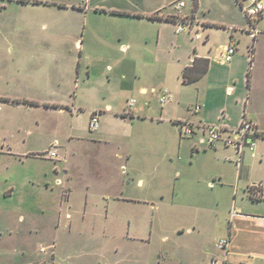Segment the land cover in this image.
Returning <instances> with one entry per match:
<instances>
[{"label": "rangeland", "instance_id": "obj_1", "mask_svg": "<svg viewBox=\"0 0 264 264\" xmlns=\"http://www.w3.org/2000/svg\"><path fill=\"white\" fill-rule=\"evenodd\" d=\"M62 1L79 3L77 7L84 11L91 8L89 0H41V4L0 0V96L29 99L39 104L0 102V187L15 185L12 192L7 188L6 195L0 194V264H53L54 258L56 264H207L214 239L225 235L224 232L229 233L226 222L229 211L234 206L245 209L251 206L244 191L245 179H233L231 187L221 189L220 175L233 178L236 172V167L226 161L227 153L222 148L211 147L206 150L200 147L197 152L194 147L198 137L184 139L171 122L160 120L165 109L159 101L160 93L143 96L137 93V88L132 91L128 82L134 75L132 69L126 72L129 80L108 85L109 74L115 72H111L112 67L108 65L114 66L115 59L128 53L99 42L96 46L89 38L90 30L92 23L95 27L101 26L112 40L113 30L120 29V22L88 20L91 24L85 43V61L96 60L101 72L96 85L100 101L97 102L105 105L102 93L108 92L123 110L127 99L134 98L138 102L136 107L150 108L152 115H148L153 119L140 121L137 117L138 121L132 126L131 119L113 121L102 117L101 129L91 133L88 129L91 110L88 109L96 101L84 85L74 118L69 112L48 107L53 103L72 107L78 87L76 69H71V63L74 55L79 54L74 48L81 29L80 14L74 9H60ZM109 1L121 7L140 9L166 5L167 10L183 1L186 7L180 8L182 13L190 14L194 3L193 0ZM198 1L199 17L215 25L206 32L210 34L211 43L204 45L206 39H196L197 46L203 52L212 49L211 58L218 68V78L227 81L228 69L218 63L221 50L217 47L227 43L230 26L238 27L236 36L240 42L236 57L238 60L249 56L251 46L253 79L248 91L240 67L237 78L231 83H236V94L247 90L248 105L264 115V35L258 36L255 43L251 40L244 29L247 25L245 11L236 0ZM82 21L87 23L85 16ZM95 46L96 54H90ZM178 47L181 54H188L190 37L181 35ZM156 86L179 94L174 85L157 83ZM220 87L224 92V85ZM196 94L194 88L185 92V96L194 97V101ZM79 105H83V109L80 110ZM233 113L238 116V108H234ZM106 125L115 144L125 139L137 147L131 162H127L124 171L120 163L126 162V157L115 155V145L107 150V154L113 150V160L107 157V166L98 161L102 153H88L78 162L83 175L71 191L65 179L61 175L57 177L54 166L59 164L62 171V154L70 138L90 139L106 129ZM29 130L35 132L32 142L17 141L28 140ZM120 134L130 137L122 138ZM56 139L63 148H55L59 152L57 159H53L47 151ZM257 154L262 156V162L249 158V182H264V139L260 141ZM108 167L114 169V177L122 180L121 183L123 179L129 182L127 189L133 195H149L157 202V207L115 205L112 198H108L114 193L112 187L106 180L96 178L98 170L103 172ZM140 176L145 178L146 184L154 182L153 190L139 192L136 184ZM209 179H216L215 187L208 186ZM47 182H50L48 188ZM154 189H157L156 194ZM69 195L70 204L66 202ZM241 198H244L242 202ZM220 222L222 226H218ZM41 244L53 248L41 252Z\"/></svg>", "mask_w": 264, "mask_h": 264}, {"label": "crops", "instance_id": "obj_2", "mask_svg": "<svg viewBox=\"0 0 264 264\" xmlns=\"http://www.w3.org/2000/svg\"><path fill=\"white\" fill-rule=\"evenodd\" d=\"M21 1H32L34 4H41V0ZM193 2V12L191 14L182 13V9L177 8V5L174 6V9L169 10H167L168 6L166 5H160L155 8L140 9L137 7H121L114 2L110 3L109 0L99 2L96 0H89L91 8L88 11H84L77 7L79 3L60 2V9H74V11H78L80 14L81 29L79 37L75 39L76 45L74 48L79 54H73L75 58L71 63V69H76L74 71L77 77L75 84L78 87L74 91V103L72 107H66L65 105H62V103L48 104V107L52 106L62 113L69 112L74 118V113H76L74 109L77 112L79 111L77 110V104L80 99L79 95L81 87L84 85V87H87V92L93 95V101H96V103L88 109L91 110L90 118L93 110H98L101 114L100 119H102V117H110L113 121H118L120 119L127 121L128 119H131L130 124L132 126L138 121L137 117L140 121H147L149 118L153 119L151 116L152 111L146 106L136 107L135 104L133 110L129 112L127 102V104L124 105L123 110L119 109L116 102H114L113 95L110 97V95H107L108 92L102 93L105 105H100V103H98L100 101L98 100L96 85L101 78V72L96 60H92V62L85 61L87 58V55H85V53H87L85 51V43L88 39L87 33L89 32V26L91 24L88 23V20H97L98 22L100 20L112 21L115 23L120 22L119 30L116 31L111 28L113 30L112 40L107 37L108 34L105 33V30L101 26L95 27V24L92 23L90 30L89 38L95 41L96 46L99 42L105 46H110L111 49H113L114 46L119 47L121 50L128 53L123 58L115 59L114 66L111 64L108 65L110 68L112 67L111 72L115 71L113 74H109L108 85L110 86L113 81L119 82V80L122 79L125 81L129 80V76L126 73L128 68L132 69L134 72L133 77H130V80L128 81L130 87L132 88V91L137 88V93L139 95L144 96L152 92L160 93L161 96L164 88L158 89L156 86L157 83L174 85L176 90L179 91V94L176 95L173 90L168 88L174 97L165 104L160 102L162 107H165L161 112L162 119L160 118V120L165 119L167 120L166 122H171L179 130L182 121L190 120L197 124L196 133L188 137L182 136V138L190 140L194 137H198V143L194 147L197 152L200 151V147H203L205 150L208 149V147H211L214 150L222 148L227 153L226 161L236 167V172L235 176L232 175L233 178L224 176L223 174L220 175L218 183L221 189H224L225 186L231 187L230 182H232L233 179L235 181H243L242 179H245L246 185L244 191L247 194L248 199L251 201L250 207H254V209L250 207H248L249 209H245L241 206H234L233 209L229 211V216L226 221L229 223V233L224 232L225 235H220L214 239L213 247L208 252L210 256L207 264H209L210 258L216 253L214 242L218 238L227 236L231 237L229 264H264V205L262 204L264 202V182L256 180L249 182V166L247 165L248 160L250 159H259L260 162H262V156L257 154L256 157H253L249 151H246L241 161L238 162L236 153L232 148L226 147L223 143H219L215 146L209 145L205 137L204 129L202 125H200L223 124L228 127H238L242 124L245 118H248L256 123L264 132V115L254 112L251 106L248 105L249 97H247V94H249V92H247V90L249 91L253 79L251 46L249 56H240L241 58L237 60L236 55L239 51L238 44L240 42V38L236 36L238 33V27L235 28V30H231V27L234 26H230V28L227 29L229 31V39L227 43H221L217 47V49L221 50L218 63L226 66L228 69L227 81L218 78V68L211 58L210 52H212V49L207 52L200 51L199 46H197L198 42L196 41V39H206L204 40V45H209L211 43V37L210 34H206V32L215 24L208 21V19L199 17L198 9L200 3L198 0H193ZM45 3L49 4L47 1H45ZM185 7L186 4L183 8ZM152 15H157L159 18H150ZM84 16L87 20V23L85 22V24L82 21V17ZM181 19L185 20V25H187L188 28L185 31L178 33L177 27L179 25V20ZM181 35L190 37L191 50L186 55L181 54L180 47H178ZM232 38L237 41V52L231 62L224 63L221 59V55L224 47ZM250 38L251 40L253 39L252 36H250ZM252 41H254V43L256 42L254 39ZM96 46L92 48L90 54H96ZM95 57L91 58L95 59ZM196 58H198L200 62L204 59H209L208 71L200 79L192 83H184L183 72L186 67L194 64ZM240 67V70H243V81L247 86V90L243 92L239 90L236 94V83L232 84L231 82L232 79L237 78L239 72L237 69ZM249 70H251L250 85H248ZM74 72L72 76H74ZM221 85H224V92H222ZM189 88L197 90L195 101L194 97L185 96V92L186 90L188 91ZM29 101L31 102L29 99H10L0 96L1 103H18L30 106L35 105L27 103ZM127 101H129V99H127ZM196 104L202 106L201 111L198 113L193 111V107ZM54 105L58 107H54ZM79 107L80 110L83 109V105H79ZM234 108H238V116L234 115ZM101 124L98 130L101 129ZM105 128L106 129H103L98 135L91 137L90 139H86L85 137L79 138V140L70 138L68 146L65 147V154H62V171L59 164L54 166V171L57 173V177L60 178L59 176L61 175L62 179H65V183L71 188V191L73 187H76L79 180H81V175H83L80 169L81 166L78 162L88 153H90V155L95 154L97 151L98 153H102L99 154L100 157L98 161H101V164L104 165L107 161L109 163V158L107 157H110L111 160H113V150L111 154H107V150L109 147L115 145L117 150L115 155L126 157V162L122 160L124 163H120L121 167H125V169H123L124 171L127 169V162H131L134 150L137 149V147L133 146L134 143L126 142L125 139H123L122 142L115 144L112 141L110 128L107 125ZM34 133V130H29L27 134L29 136L28 140L18 139L17 141H20L22 144L30 143L33 141ZM120 137L129 138L130 136L120 134ZM263 139L264 138H261L259 140L258 149L260 147V141ZM181 145L182 142L179 143V149L181 148ZM61 146L60 143L59 147L61 148ZM3 147H5V144ZM8 148H12L10 144H8ZM59 161L61 162V159ZM112 163L113 162H111V164ZM96 178L99 180H106L108 185L112 187L114 193L109 194L110 197L108 196V198H112L115 205L124 206L128 204H136L137 206H148L150 208L157 207L158 205L157 202L154 201V203L152 201L154 199L149 195H133V193L127 189L129 182L126 183V181H124L125 179H123V183H121L122 180L120 181L118 178L114 177V169L112 167H108V169L106 168L103 172L102 170H98L96 172ZM215 182L216 179H213V181L209 179L207 184L208 186L215 187L217 184V182ZM152 183L154 182L151 181L150 184H146L145 178L140 176L137 178L136 187L139 189V192H147L148 190H153L154 185ZM49 185L50 182H47V188ZM2 188L4 187H0V194L3 192L6 195L8 190L11 192L14 190L15 185L10 184L8 187L5 186V189ZM7 188L9 189L6 190ZM156 193L157 189H154V194ZM70 195L66 200L69 204L71 203ZM235 197H237V193L235 194ZM243 200L244 198H241L240 202ZM233 212L235 213L234 215H232ZM222 224L223 223L220 222L218 226H222ZM188 231L190 232L191 229H188Z\"/></svg>", "mask_w": 264, "mask_h": 264}, {"label": "built area", "instance_id": "obj_3", "mask_svg": "<svg viewBox=\"0 0 264 264\" xmlns=\"http://www.w3.org/2000/svg\"><path fill=\"white\" fill-rule=\"evenodd\" d=\"M241 8L245 11L247 18V25L244 28L254 40L258 36L264 35V0H236ZM185 3L181 1L177 8H182ZM186 30L185 20H179L177 32L181 33ZM235 30V27H231ZM237 52V41L232 38L229 43L224 47L221 59L224 63L232 61ZM173 94L168 88L162 90L160 102L165 104L173 99ZM137 100L130 99L128 101V111L133 110ZM202 106L196 104L193 107L195 113L200 112ZM100 112L93 111L89 121L88 129L91 132L97 131L100 128L101 119ZM202 125L205 133L206 140L209 145L215 146L223 143L226 147L232 148L237 156V161H241L246 151H249L251 156H257L258 144L261 138H264V132L252 120L245 118L241 125L238 127H228L223 124H200ZM196 123L190 120H184L180 123V134L183 137L192 136L196 133ZM59 147V141L56 140L51 144L50 149L47 151L48 155L52 158L58 157V151L55 149ZM235 213L233 212L232 215ZM231 237L218 238L215 241L216 253L210 258L209 264H229ZM52 246L40 245V251L46 252L52 249ZM47 252V253H48ZM55 264V263H53Z\"/></svg>", "mask_w": 264, "mask_h": 264}, {"label": "trees", "instance_id": "obj_4", "mask_svg": "<svg viewBox=\"0 0 264 264\" xmlns=\"http://www.w3.org/2000/svg\"><path fill=\"white\" fill-rule=\"evenodd\" d=\"M150 18H159L157 15H152ZM170 19V18H167ZM253 62V58H252ZM209 67V59H204L202 62L198 58L195 59V62L192 66L186 67L183 72V80L184 83H192L198 79H200L207 71ZM250 79H251V70L248 72V85H250ZM27 103L31 104H38L35 101H29ZM54 107H58L54 105ZM256 199V198H255Z\"/></svg>", "mask_w": 264, "mask_h": 264}]
</instances>
